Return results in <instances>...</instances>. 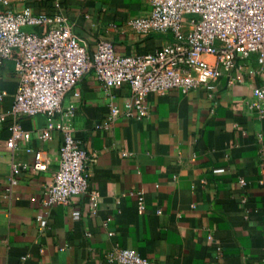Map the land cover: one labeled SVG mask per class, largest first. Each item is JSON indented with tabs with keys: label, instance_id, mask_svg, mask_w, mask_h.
<instances>
[{
	"label": "crops",
	"instance_id": "1",
	"mask_svg": "<svg viewBox=\"0 0 264 264\" xmlns=\"http://www.w3.org/2000/svg\"><path fill=\"white\" fill-rule=\"evenodd\" d=\"M8 2L9 10L63 17L90 53L99 41L112 43L118 55L153 53L172 42L169 34L141 35L128 26L147 14L142 0ZM258 66L256 56L239 62L212 93L150 94L147 117L121 114L112 125L108 105L123 113L129 88L107 92L93 76L81 79L54 122L70 125L96 159L89 173L90 190L101 197L95 212L88 195L45 211L40 198L52 183L63 135L42 141L46 117L22 118L31 139L12 152L4 141L15 120L7 117L0 127V264H109L105 255L114 247L157 264H264V110L252 106ZM16 86L7 62L0 112L10 111ZM36 153L48 162L45 172L29 169ZM13 164L27 168L7 193ZM45 214L48 226L40 229L35 218Z\"/></svg>",
	"mask_w": 264,
	"mask_h": 264
},
{
	"label": "built area",
	"instance_id": "2",
	"mask_svg": "<svg viewBox=\"0 0 264 264\" xmlns=\"http://www.w3.org/2000/svg\"><path fill=\"white\" fill-rule=\"evenodd\" d=\"M142 1L148 6L147 14L130 19L128 26L141 35L169 34L172 42L153 53L118 55L108 41H99L95 50L88 52L61 16L34 14L29 8L9 10L8 0H0V73L4 64L11 62L17 84L10 111L0 112V127L9 116L15 120L4 147L14 152L28 143L31 135L18 121L36 115L46 117L42 141L50 140L54 132L64 138L52 183L40 198L45 211L58 205L70 206L73 197L88 195L89 207L95 212L101 200L96 191L90 190L94 155L82 147L70 125L54 122L62 113L65 95L88 75L107 92L129 88L130 105L123 113L115 103L108 105L107 120L112 125L121 114L147 117L150 94L173 90L212 93L218 80L229 77L239 62L256 56L259 66L254 71L261 85L253 91L252 106L264 110V0ZM42 27L48 30H34ZM4 95L0 93V101ZM71 114V110L66 112L68 117ZM25 168L13 164L7 193L17 186L16 175ZM29 169L45 172L48 162L36 153ZM137 196L138 208L142 209L143 197L141 193ZM35 220L40 229L47 228L46 214L37 215ZM105 259L109 264H157L121 247L109 250Z\"/></svg>",
	"mask_w": 264,
	"mask_h": 264
}]
</instances>
